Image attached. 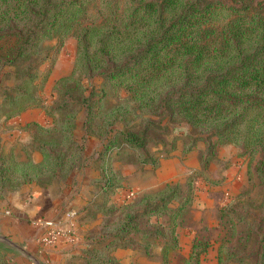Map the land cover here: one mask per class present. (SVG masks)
<instances>
[{"label":"trees","instance_id":"1","mask_svg":"<svg viewBox=\"0 0 264 264\" xmlns=\"http://www.w3.org/2000/svg\"><path fill=\"white\" fill-rule=\"evenodd\" d=\"M255 5L254 0H0V117L7 119L27 106L40 104V98H34L29 90L36 84L39 64L48 58L44 42L55 38L57 51L66 36L76 41L72 71L56 80L61 96L55 99L54 94L44 106L51 123H32L40 133L31 135L32 145L40 150L41 158L20 159L0 150V193L24 182L45 184L56 176L67 175L78 164L82 146L73 134L77 109L70 104L74 99L85 106L86 131L102 138L98 155L106 165L122 144L142 147L146 131L152 126V115L162 114L169 122L182 119L189 130L214 137L216 144L241 141L243 153L250 156L260 152L262 158L254 166L260 199L247 206L261 210L264 12ZM220 13L225 18L216 22ZM75 69H79L78 77L71 75ZM93 72L102 76L97 89L82 81ZM105 82L115 88L121 86L125 95L102 109ZM74 90L77 96L71 95ZM141 114L149 118L140 129H131L126 122ZM120 121L122 127H116L114 123ZM166 153L160 151L161 155ZM152 156L143 161L155 159ZM205 164L206 160L201 159L200 168L186 177L182 193L178 191L179 183L166 182L136 198L125 197L117 205L109 204L100 232L84 250L82 264H115L110 250L134 240H139L149 253L151 240L159 237L162 263L167 264L168 251L179 248L178 218L193 198L195 175L204 180ZM100 188L108 194L124 186L120 178L108 176ZM230 200L219 207V223L225 214L237 213L244 206L236 209ZM162 210L168 213L164 228L158 219ZM142 215L144 223L138 221ZM151 215L156 217L153 223ZM226 220L232 228L234 222ZM166 228L168 233L163 234ZM207 246V240L193 238L190 252L180 264H201L199 255ZM247 247L250 251L245 257L255 256L256 264H264V210L255 227L236 237L228 255ZM245 257L238 255L236 259ZM0 264H8L1 252Z\"/></svg>","mask_w":264,"mask_h":264},{"label":"crops","instance_id":"2","mask_svg":"<svg viewBox=\"0 0 264 264\" xmlns=\"http://www.w3.org/2000/svg\"><path fill=\"white\" fill-rule=\"evenodd\" d=\"M63 55L64 52H61L48 72L42 89V96L45 97L41 98L43 103H49L55 94H50L54 78L69 70V63L63 61L66 59ZM34 122L46 126L51 123V117L39 105L27 106L7 119L1 117L0 149L20 159L28 156L32 161H38L42 154L31 141L30 127ZM74 122L73 134L82 146L81 157L67 175L56 176L45 184L24 182L0 193V237L5 236L11 242L0 239V244L13 260L25 264H64L68 260H79L84 250L92 244V238L100 232L109 204H119L128 190H133L134 196L138 191L156 189L166 182L183 183L188 173L200 168L198 145L188 150L174 147L164 155L150 149V155L156 156L153 160L121 164L114 159L106 165L98 155L102 138L86 131L81 116H75ZM228 154H231L228 164L214 170L213 163H210L204 169L208 177L218 178L217 182L207 183L199 177L195 180L196 189L190 202L193 211L191 221L183 218L176 227L178 249L182 252L188 250L197 230L216 224L215 209L234 197L243 185L245 156L235 151ZM108 176L120 178L124 188L103 194L100 184ZM216 192H219V196ZM44 218L58 222L73 237L58 238L52 244L39 242L37 237L43 230ZM151 220L155 221V218ZM213 243L216 249L217 242ZM210 247L206 264H211L212 258H215L212 254L216 252ZM158 248L160 246L154 239L149 253L138 244L131 243L115 246L110 250V255L115 264H159L155 254Z\"/></svg>","mask_w":264,"mask_h":264},{"label":"rangeland","instance_id":"3","mask_svg":"<svg viewBox=\"0 0 264 264\" xmlns=\"http://www.w3.org/2000/svg\"><path fill=\"white\" fill-rule=\"evenodd\" d=\"M257 7L261 11L264 12V0H254ZM225 18L224 13H220L215 17V21H222ZM57 45V41L55 38H51L49 40H46L43 44V49L48 51V58L44 59L38 66V69L36 71L37 77L35 79L36 84L34 86H30V92L34 98H45L42 96V89L44 86V83L48 77V72L50 71L52 65L54 64L55 60L58 58L61 52H64V57L66 59L65 62L69 63V70L56 78H54L52 85H51V92L52 95L55 93V99L61 96L60 92L57 91V89L60 86V83L56 81L60 76L62 75H68L72 71L73 63H74V55H75V49H76V41L72 36H66L64 38L63 43L59 46L57 51H54L55 46ZM43 50V51H44ZM66 53V54H65ZM69 60V61H68ZM72 77H78L79 75V69H75L74 73L71 74ZM70 75V76H71ZM82 81L84 83H90V86L97 89L101 82H102V76L99 73L93 72L92 76L88 79L83 77ZM85 85V84H84ZM89 85V84H87ZM89 87V86H88ZM103 87L106 91V94L101 98V108L105 109L118 101L121 96H124V90L121 88V86L114 87L109 82H105L103 84ZM53 92V93H52ZM85 94L87 93V90L83 91ZM50 94L48 97H50ZM72 96H77V92L74 90L71 93ZM92 97H97V94H93ZM54 97L50 98L53 99ZM72 106L73 108L77 109L75 116H81L82 119L85 116V106H80L79 103H76V100L72 99ZM44 102V101H43ZM42 100L39 104V107L45 109L46 103H43ZM52 105V103H51ZM79 106V107H78ZM3 117V116H1ZM0 117V118H1ZM151 117V116H150ZM149 117H143L141 114L140 116L133 117L131 121H128L127 125H130L129 127L131 129H140L142 125L145 123L144 120ZM5 119V118H4ZM151 123L152 126L147 129L146 131V141L142 147H130L126 144H122L116 151L112 152L110 160L118 161L121 164H128V163H140L143 161L144 157H149L150 153L152 151L159 152L160 151H171L172 147H180L182 150H188L189 148H192L193 146L198 145V151L201 154V159L206 160L205 167L206 168L210 163H213V169L216 170L217 168L228 164V161L230 159L231 154H228L229 151H235L238 155L245 156V176H244V182L239 191L234 195V197L230 200V203L233 205L232 207H235L236 209H240V205L244 203V206L241 207L243 211L246 212V214H243L242 209L236 210V212H229L221 218V222L219 223V206L215 209L214 216L216 219V224L213 225L210 228L207 227H201L197 232L194 234L193 238H197L200 240H207L208 246L204 253H201L199 255L200 263L206 264L208 259V248L211 246V249H214V246H212L214 243L217 242L216 249H214V254L212 256H215V258H212L211 264H256L255 262V256L249 255L248 257H245L247 253L250 251V247H247L245 251H240L237 249L236 254H230L228 255V251H231V246L236 243V237L238 235H243L245 231L250 227H255L256 222L259 221L261 217V212L264 210V207L260 209L254 210L252 207L247 206V203H252L251 205L259 202V185L257 184L256 175L254 172V166L255 163L262 158V155L260 152H254L250 156L247 153H243L242 143L241 141L235 142V143H224V144H216L214 137H206L204 132H200L199 130L191 131L187 128L186 124L182 121V119H174L172 121H168V118L162 114L161 116H155L152 115L151 117ZM98 123V122H97ZM1 124V123H0ZM96 124V123H95ZM94 124V125H95ZM116 127H122V122H116L114 123ZM154 126V128H152ZM31 135H37L39 136L40 133H37L35 130L34 125H31ZM193 135H197L196 138H193ZM152 151H151V150ZM1 150V149H0ZM3 151V150H1ZM8 151V150H6ZM13 151V150H12ZM114 151V150H113ZM233 155V154H232ZM191 173H188L187 176H189ZM200 175V174H199ZM203 181L207 183H215L217 182L218 178H211L208 177L204 170H203ZM186 176V177H187ZM198 177V174L195 175V178ZM215 180V181H214ZM179 183L178 191L184 192L186 188V181L184 180L183 183L179 181H173ZM195 185V184H194ZM159 188V187H157ZM151 190H156L151 189ZM150 191V190H148ZM146 191H138L136 193L138 195L142 194ZM216 195L219 196V192H216ZM135 198L133 200H135ZM178 199V198H176ZM241 202V203H240ZM248 204V205H249ZM222 206V205H221ZM220 206V207H221ZM230 208V207H229ZM226 208V209H229ZM193 211L190 207V205H187L183 209V213L181 216H179L178 220H182L186 218V220L191 221V215ZM238 214H240L241 218L237 219ZM109 219L113 218V216H108ZM156 218L155 215L150 216V220ZM167 218L168 213L167 211H160L158 212V219L161 221V227L164 228L167 225ZM226 219H231L232 222H234V225L232 228H229V221ZM138 221L140 223L145 222V216H139ZM189 221V222H190ZM224 221H226L224 223ZM153 223V220L151 221ZM180 224V222H179ZM149 227H152V224L147 223L146 224ZM261 229V228H260ZM262 230V229H261ZM168 233V230L163 231V234ZM226 233V235H225ZM167 236V235H166ZM135 237V234L134 236ZM168 237V236H167ZM192 238V240H193ZM162 238L155 239L157 241V245L160 246L158 248V251L155 253L156 257L159 261V264L162 263V257H161V242ZM153 240H151L152 242ZM138 246L143 249L142 244L139 242V240H134ZM0 252L2 255L7 259L8 264H25L23 261H16L13 260L12 255L6 254V250L4 247H2V244H0ZM190 252V247L187 251H180L178 248L175 250H169L168 251V259L167 264H180L182 259L187 257ZM151 254V252H150ZM207 254V255H206ZM238 255H243L245 258L244 260L236 259ZM84 260L82 257L79 260L72 259L65 261L64 264H82ZM187 264H191V262L188 261Z\"/></svg>","mask_w":264,"mask_h":264},{"label":"built area","instance_id":"4","mask_svg":"<svg viewBox=\"0 0 264 264\" xmlns=\"http://www.w3.org/2000/svg\"><path fill=\"white\" fill-rule=\"evenodd\" d=\"M134 194L133 190L126 192V198L131 197ZM43 230L38 235L37 240L43 244H52L58 238L70 239L73 237L72 233L63 228L58 222L53 221L50 218H44L42 220Z\"/></svg>","mask_w":264,"mask_h":264},{"label":"water","instance_id":"5","mask_svg":"<svg viewBox=\"0 0 264 264\" xmlns=\"http://www.w3.org/2000/svg\"><path fill=\"white\" fill-rule=\"evenodd\" d=\"M0 239H4V240H7V241H9L8 239H6V237L5 236H1L0 237ZM10 242V241H9ZM11 243V242H10ZM37 264H39L38 262H37Z\"/></svg>","mask_w":264,"mask_h":264}]
</instances>
